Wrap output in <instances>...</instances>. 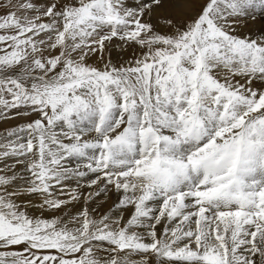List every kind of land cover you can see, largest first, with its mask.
<instances>
[{
	"label": "snow or ice",
	"instance_id": "snow-or-ice-1",
	"mask_svg": "<svg viewBox=\"0 0 264 264\" xmlns=\"http://www.w3.org/2000/svg\"><path fill=\"white\" fill-rule=\"evenodd\" d=\"M0 264H264V0H0Z\"/></svg>",
	"mask_w": 264,
	"mask_h": 264
},
{
	"label": "bare ground",
	"instance_id": "bare-ground-1",
	"mask_svg": "<svg viewBox=\"0 0 264 264\" xmlns=\"http://www.w3.org/2000/svg\"><path fill=\"white\" fill-rule=\"evenodd\" d=\"M18 123V121H10L8 123H0V132H3L5 129L9 128L10 126Z\"/></svg>",
	"mask_w": 264,
	"mask_h": 264
}]
</instances>
